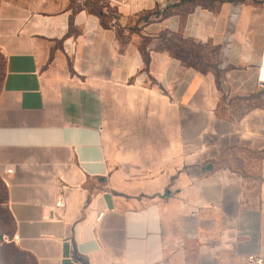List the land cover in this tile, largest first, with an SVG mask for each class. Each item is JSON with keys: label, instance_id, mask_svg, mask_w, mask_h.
<instances>
[{"label": "crops", "instance_id": "obj_1", "mask_svg": "<svg viewBox=\"0 0 264 264\" xmlns=\"http://www.w3.org/2000/svg\"><path fill=\"white\" fill-rule=\"evenodd\" d=\"M99 1L108 26L82 0L0 2L18 246L36 264L264 258V0ZM165 32L215 52L186 66L158 48ZM124 120L146 142L116 143ZM59 183L64 218L44 219Z\"/></svg>", "mask_w": 264, "mask_h": 264}, {"label": "rangeland", "instance_id": "obj_2", "mask_svg": "<svg viewBox=\"0 0 264 264\" xmlns=\"http://www.w3.org/2000/svg\"><path fill=\"white\" fill-rule=\"evenodd\" d=\"M1 2V0H0ZM86 5V7L84 6ZM105 7V4L99 0H82L79 5V9H84L87 11V13L94 14L98 13L99 10ZM95 12V13H94ZM104 13V12H103ZM107 17L113 16V9L109 8L107 10V13H104ZM101 21H107L106 19H103ZM175 35V34H174ZM168 37V36H167ZM165 40V38H164ZM172 44L175 47H178L181 51L184 53H187L190 56L192 55L193 52L196 51H201L203 53H209V50L207 49H202V48H197L195 46H192L189 43H186L180 36L175 35L172 39ZM4 73H5V57L4 54L2 53L0 49V90L2 87V82L4 78ZM121 122V121H120ZM152 122V121H151ZM155 126H156V122ZM138 124V125H137ZM135 123V127H141L140 122ZM131 128V121H123L122 125H119V131L120 135L116 137V143L118 144H131V143H138V142H146L148 139L147 136H142V135H134L130 136L125 134V131L127 128ZM134 127V128H135ZM153 137H150V143H155L156 140L155 138L152 139ZM118 154H128V155H142V152H127V153H117L115 152L114 155ZM146 154V153H145ZM150 161L151 163L155 160L154 158L157 157V152H150ZM124 160V159H123ZM136 163V162H135ZM137 164H141V162H137ZM139 172H135L134 174L136 176H141V173L143 171H146L145 169H138ZM133 187H136L137 185H132ZM156 187L150 186V190ZM14 233V223L12 220V217L9 213L8 210V202H7V189L4 184V182L0 178V264H36L35 259L27 252L23 251L22 249L19 248V246L15 245V243L11 241H7L6 237H11Z\"/></svg>", "mask_w": 264, "mask_h": 264}, {"label": "built area", "instance_id": "obj_3", "mask_svg": "<svg viewBox=\"0 0 264 264\" xmlns=\"http://www.w3.org/2000/svg\"><path fill=\"white\" fill-rule=\"evenodd\" d=\"M145 79V77H143ZM262 80L263 77H262ZM13 167L7 168L5 171V175L1 177L4 182H7V174L13 173ZM55 199L53 204L48 205L45 209L49 210L50 215H46L44 219L60 221L63 220L67 205H66V193L70 188L67 184H56L55 185ZM103 216V212H100L95 217V222H99ZM8 239V240H7ZM7 241H11L18 245L20 238L17 234L12 235L11 237H6ZM239 264H264V258L257 254H246L242 257Z\"/></svg>", "mask_w": 264, "mask_h": 264}, {"label": "trees", "instance_id": "obj_4", "mask_svg": "<svg viewBox=\"0 0 264 264\" xmlns=\"http://www.w3.org/2000/svg\"><path fill=\"white\" fill-rule=\"evenodd\" d=\"M187 2H188V0H187ZM84 6L86 7L85 4H84ZM103 12L104 11H102V9H101V10H99L98 13H95V12L94 13H95V15H97L98 17H100L101 20L106 19L107 21L106 22L105 21H102V23H103L104 26H108L109 25L110 18L107 17L106 15H104L105 12L104 13ZM174 36L175 35L174 34H171V33H166V32L165 33H162L161 34V43L159 44L158 48H165L173 57L179 59L186 66H196V65H199L198 63L204 62L203 59L205 57H207V55H210L211 53L213 54L215 52V49H213V48H207V47H204V46L195 45L191 41L182 38L186 43H189L192 46H195L197 48H202V49L209 50V53L208 52L207 53H203L201 51H196V52H193L192 55L190 56V54L188 55L187 53H184L178 47H175L172 44V39H173ZM164 38H165V40H164Z\"/></svg>", "mask_w": 264, "mask_h": 264}, {"label": "bare ground", "instance_id": "obj_5", "mask_svg": "<svg viewBox=\"0 0 264 264\" xmlns=\"http://www.w3.org/2000/svg\"><path fill=\"white\" fill-rule=\"evenodd\" d=\"M263 79H264V73H262Z\"/></svg>", "mask_w": 264, "mask_h": 264}]
</instances>
